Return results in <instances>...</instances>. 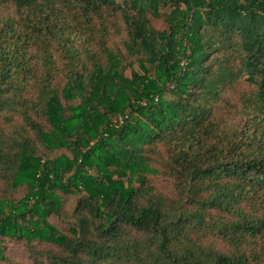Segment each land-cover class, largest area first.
Wrapping results in <instances>:
<instances>
[{"label":"trees","instance_id":"trees-1","mask_svg":"<svg viewBox=\"0 0 264 264\" xmlns=\"http://www.w3.org/2000/svg\"><path fill=\"white\" fill-rule=\"evenodd\" d=\"M0 11V264H264V0Z\"/></svg>","mask_w":264,"mask_h":264},{"label":"rangeland","instance_id":"rangeland-1","mask_svg":"<svg viewBox=\"0 0 264 264\" xmlns=\"http://www.w3.org/2000/svg\"><path fill=\"white\" fill-rule=\"evenodd\" d=\"M1 13H3L4 11H0ZM161 23H158V25H160ZM127 34H126V30L125 27L122 25V31L120 34H116L114 35L111 40L109 41V43L114 47V48H119V49H124V53L127 55L126 50L124 48V40L126 39ZM132 62H133V58H131ZM135 68L137 70H140V68L138 67V65H134ZM131 69L127 70V75H131ZM18 119V118H17ZM16 119V120H17ZM43 152H45V149H43ZM62 153L67 154L66 156H72L71 150L64 148L61 150H54L52 152L49 153L50 157H55L57 155H60ZM155 182H154V186L156 188V190L162 191L167 195H172L173 194V182L170 178L163 176V177H155L154 178ZM27 186H21L18 188V191L16 192L15 190V198L16 200H19L21 198H23L25 196V194L27 193ZM76 196L74 195H65L64 193L62 194V200H63V215L61 217L57 216L56 214L52 215L49 219V221L52 224H55L59 229H63L66 230L67 229V223L65 220V214L70 212L71 213V204L72 203H76L75 201ZM69 209V211H67ZM4 242L6 244V252L8 255H10V257L15 258L19 264H34L33 261L30 259V255L28 252V248L27 245L25 244V241H21L16 237H10V236H6L4 239ZM37 244H39L40 242L37 241Z\"/></svg>","mask_w":264,"mask_h":264},{"label":"built area","instance_id":"built-area-1","mask_svg":"<svg viewBox=\"0 0 264 264\" xmlns=\"http://www.w3.org/2000/svg\"><path fill=\"white\" fill-rule=\"evenodd\" d=\"M123 120H124V116L123 115H119L118 118L116 117V118L113 119L111 126H118L119 122H123Z\"/></svg>","mask_w":264,"mask_h":264}]
</instances>
